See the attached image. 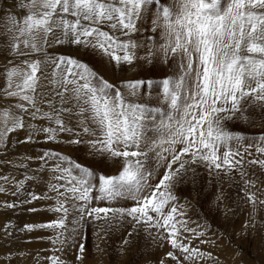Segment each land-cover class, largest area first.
<instances>
[{"label":"snow or ice","instance_id":"1","mask_svg":"<svg viewBox=\"0 0 264 264\" xmlns=\"http://www.w3.org/2000/svg\"><path fill=\"white\" fill-rule=\"evenodd\" d=\"M138 33L148 35L141 41ZM0 36V172L25 170L22 179L0 174V194L14 198L0 201V209L48 202L44 210L55 218L21 230L52 232L50 264H85L89 225L97 236L122 230L129 238L144 234L157 247L168 246L156 264H225L194 246L196 240L219 245L208 238L210 225L189 215L191 202L181 204L176 194L181 184L196 185L201 167L208 183L215 181L213 203L226 221L247 210L237 237L247 239L258 223L264 228L258 220L264 212V134L248 137L226 126L247 122L249 108L264 112V0H5ZM61 46L68 52L75 46L76 54L49 51ZM169 61L174 70L159 81L124 76L117 84L102 70L131 72ZM154 92L155 107L143 102L145 93L151 100ZM21 130L23 141L11 138ZM40 133L56 143L67 134V143L118 166L97 173L45 151L38 171L51 175L44 178L47 192L38 194L27 187L38 172L29 174V165L9 153ZM15 230L7 220L0 239ZM215 234L232 242L226 233ZM123 245L131 247L132 239ZM240 255L234 250L233 264H247Z\"/></svg>","mask_w":264,"mask_h":264},{"label":"rangeland","instance_id":"2","mask_svg":"<svg viewBox=\"0 0 264 264\" xmlns=\"http://www.w3.org/2000/svg\"><path fill=\"white\" fill-rule=\"evenodd\" d=\"M11 2L12 0H6V3L9 5L11 4ZM4 6H5V0H0V8H3ZM152 15H154V13H152ZM144 24L145 26H148L150 24V20L148 19L147 13L145 14ZM145 35H148V33H138L137 37L141 41H143ZM2 42H3V37L0 36V43ZM66 47L67 46L54 47L49 49V51L53 54H72V55L76 54L75 46H72V51L70 52L66 51ZM140 54L143 55V51H141ZM80 58L87 59L86 57L83 56H81ZM98 59L99 58L97 57V60ZM102 70L104 72L105 77L107 79L109 78L110 82H114L117 84L121 82L122 77L129 75L128 71L121 72L118 69L114 71L111 66H108L107 68H102ZM173 70L174 69H173L172 61H169L168 65L154 62V64L152 65L144 64L143 67L137 68L135 71H131L130 73H132V76H130V78L148 77L155 81H159L164 76L171 75ZM49 71H51V67L49 68ZM3 83H4L3 79L0 78V86H3ZM143 102L148 103L153 107L159 106L155 92L152 94L151 100L147 98V93H145L143 97ZM247 115L249 117L247 122L243 120L228 121L226 122L227 128L232 132L242 133L248 137H255L264 134V112H261L258 108H249ZM32 123H35L38 126H48L47 122L42 120H36L33 121ZM149 135L151 136L152 133H149ZM16 136L18 137L19 140L23 141L25 139V132L21 130L19 133H13L11 138L14 139V137ZM69 138L70 137L67 134H61L59 143L56 142L51 143V142H46L44 134L40 133L34 136L33 142L15 143L14 146L12 147L9 156L14 162L27 163L29 165V169H28L29 174H32L33 172H38V176L40 178L34 183L42 189L39 193H43L44 191L47 192V184L44 178L46 176L51 175V173L47 171H43V170L38 171L41 165L39 156L48 150L69 156L72 160L81 163L83 166H91L97 173L111 172V171L115 172L116 167L118 166L115 161H113L112 159H105L101 161V158L98 156L94 158L88 152L87 148L84 145H73L67 143V140ZM55 143L58 144L59 147H56ZM27 157H33L34 159L28 160L26 159ZM4 158H5L4 156L0 155V159H4ZM53 163L54 162L50 161L48 167L50 168ZM3 171L9 174H14L18 179H22L23 178L22 174L24 173L25 170L5 167ZM198 171L200 172L201 175L195 186H193L191 182L187 184H181L180 186H178L176 190V194L179 197H181L180 203L184 204L186 200L191 202L192 205H190V207L191 206L192 207L189 210V215L192 216L193 220H200L201 222L208 221L207 223L213 229V232L212 231L211 232L213 233V236L217 238V241H219V238L215 234L216 232L226 233L227 236L232 237L231 243H229L227 238H225L223 240L224 242H222L223 244L222 248H224V252L227 253L228 256L233 255L234 250H239L241 253L240 259L246 261L247 264H262V258H264V254L261 253V248L259 247L260 245L259 241L261 238H259L258 235L256 234L257 227L255 229L249 228L248 230L249 235L247 239L241 240L239 237H237L235 233H239L241 231V227L244 223V222L242 223L243 220L241 221V212L243 211H240L238 209L237 213L230 214L231 218L229 217V219L226 221L224 217H222L223 216L222 213L217 210V208L213 203L215 181H213V183L211 184L208 183L210 177H208V174L204 168L201 167L198 169ZM225 187H227V185H225ZM233 191H234L233 189H229L230 193H232ZM4 197L5 200H12L9 196L4 195ZM229 202H231V198ZM47 203H48L47 201L44 202L43 206L39 208L43 210V212H46L45 215L51 213L44 210ZM124 203H125L124 201L119 202L120 205ZM127 203L130 204L131 201H128ZM100 206H105V202H100ZM26 207H28V205L12 210H6V211L4 210L2 214L0 213V216H3V219L8 218V216H14V218L24 216L26 215V213L24 212L23 209ZM193 207L194 209H192ZM203 209L206 210L207 212L204 213ZM244 211H246V209ZM43 212L40 211L38 213L44 214ZM201 213H203L204 215ZM207 213L209 214L208 216H206ZM32 215L35 216V213H32ZM7 220L10 219L8 218ZM96 230L98 231L99 228L97 227ZM50 233L51 232L49 231V234ZM86 235H87V240L85 242L86 259L89 260L90 262L94 261V264L95 261L97 260V257L101 258L100 264H102L103 257L105 258L107 257L108 264H113V263L156 264V261L160 258H163V254L168 249L167 246L163 248L157 247V245L152 241V239L144 234H141L140 236L135 238H129L127 234L122 230L110 231L107 233L101 231L100 235L97 237V235L94 234L93 226L89 225L87 227ZM124 239H132V246L131 247L124 246L123 245ZM44 240H47V238ZM97 242H99L100 245H103L104 249L107 250L105 254L103 253L102 255L100 254L97 255L94 252L93 247L94 244ZM262 242H264V239H262ZM0 247L1 248L4 247V249L7 250L8 248H11V243L7 239L5 240L4 243L2 242L0 243ZM10 252L11 251H6L5 254L11 255ZM5 260H6V256H5Z\"/></svg>","mask_w":264,"mask_h":264},{"label":"bare ground","instance_id":"3","mask_svg":"<svg viewBox=\"0 0 264 264\" xmlns=\"http://www.w3.org/2000/svg\"><path fill=\"white\" fill-rule=\"evenodd\" d=\"M130 76H132V73L129 72V75L127 77L130 78ZM15 138H18V137L16 136V137H14V139ZM64 141H66V140H64ZM51 143H54V142H51ZM60 145H61V143H60ZM56 147H59V145L56 144ZM3 173H6V172L5 171L0 172V174H3ZM27 187L31 191H35L38 194L42 190L34 182L27 184ZM44 192H46V191H44ZM9 197L12 200L14 199L11 196H9ZM3 200H5V197H4V195L1 194L0 195V201H3ZM9 201H11V200H9ZM44 202H46V201H38L34 205H28V207L23 209L24 212L26 213V215L23 214L24 216H20V217H16V218H14V216H8L11 223H13V225L16 226V230H15L14 234L8 238L9 242L11 243V248H8L7 250H5L4 247L3 248L0 247V264H50V260L47 258L50 257L52 254V252H51L52 246L49 243L48 238L50 237L49 235H52V232L50 230H39V231H35V232H26V231L21 230L23 228L24 224H26V223H41V222H46L49 219H54V218H52V217H55V215H53V213H49L48 215H45L46 212H43V210L39 209L41 206H43ZM31 207H37L39 209L38 212L42 211L44 214L29 211L28 209ZM192 209H194V207ZM3 212H4V209H0V213L2 214ZM205 212H207V211L204 210V213ZM32 213H35V216L32 215ZM208 213H207V215L206 214L205 215L208 216L209 215ZM201 214H203V213H201ZM8 218L3 219V216H0V229L3 228L5 222ZM206 218H208V217H206ZM70 219H71V217H70ZM246 219H247V210L241 212V221L243 220L242 223L245 222ZM258 220H264V212L260 213V215L258 216ZM71 226L72 225H69L70 228H71ZM256 227H257L256 234L258 235L259 238H261L259 241V244H260L259 247L261 248L262 239H264V228H262L259 223L257 224ZM49 231L51 232L50 234H49ZM212 232L208 233V238L211 240L217 241V238L215 236H213ZM46 238H47V240H44ZM1 242L4 243L5 240L0 239V243ZM193 244H194V246L198 245L202 250L210 251L213 254L219 255L221 260L225 261V264H233V261L231 258L232 255L228 256V254L224 252V248H222L223 247L222 242L217 241V244L219 246H212V245L207 244V243L200 244L198 240L193 241ZM97 245H99V249H102V251L97 249ZM93 249L97 255H99V254L102 255L103 253L105 254L107 251L104 249L103 245H100L99 242L94 244ZM6 251H11L10 252L11 255L5 254ZM258 252H260V251H258ZM57 254L59 255V253H57ZM229 254H230V252H229ZM262 254H264V253H262ZM67 255H68V259L70 261L75 259L74 252H69ZM5 256H6V260H5ZM100 261H101V258L97 257L95 264H100L101 263ZM123 261H122V263H123ZM85 264H94V261L90 262L89 260L86 259ZM102 264H108L107 263V257L106 258L103 257ZM113 264H115V263H113ZM150 264H152V263H150Z\"/></svg>","mask_w":264,"mask_h":264}]
</instances>
